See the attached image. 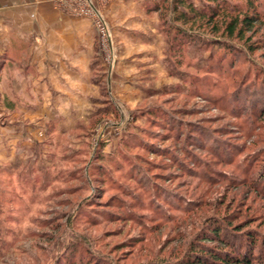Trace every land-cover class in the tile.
<instances>
[{
  "label": "rangeland",
  "instance_id": "1",
  "mask_svg": "<svg viewBox=\"0 0 264 264\" xmlns=\"http://www.w3.org/2000/svg\"><path fill=\"white\" fill-rule=\"evenodd\" d=\"M161 1L63 0L66 5L59 6L54 0L65 17L86 20L90 36L77 42L90 46V54L81 49L73 54L82 57L81 67L54 70L43 86L45 98L32 93V85L27 98L23 82H8L14 70L2 69L0 264H175L207 218L233 214L232 224L245 219L251 227L264 218V196L248 180L198 181L160 153L169 151L192 167L185 147L213 170L245 177L212 158L213 151L191 145L184 131L191 125L212 132L239 147V158L264 148V116L248 107L250 93L241 88L230 101L242 82H264V48L251 53L223 39L228 48L187 45L192 67H177L199 75L185 80L167 56L166 30L175 23L170 13L162 21L152 11ZM187 1L197 9L208 6L205 0ZM80 7L84 15H68ZM223 62L233 63L230 70L220 67ZM214 66L220 74L210 72ZM174 128L181 130L177 139ZM143 175L201 207L191 214L172 211L175 203L150 197L139 182ZM152 200L171 222L159 219Z\"/></svg>",
  "mask_w": 264,
  "mask_h": 264
},
{
  "label": "trees",
  "instance_id": "2",
  "mask_svg": "<svg viewBox=\"0 0 264 264\" xmlns=\"http://www.w3.org/2000/svg\"><path fill=\"white\" fill-rule=\"evenodd\" d=\"M205 1L208 6L201 9H197L187 0H171L170 4H166L168 0H162L159 4H153L152 6V11L159 13L162 21L165 20L168 12L170 13L172 22L175 23V26L168 25L166 30L169 42L167 56L171 60L173 69L182 72L185 80L193 77L191 75L192 72H187L192 67V61L187 60L185 54L187 45L192 44L199 47L201 45L206 46L210 43L216 44L219 47L228 48L229 46L227 44L219 41L223 39L235 41L251 53L258 50L259 46L264 48V0H240L242 4L238 5L231 4L232 1L230 2V0ZM163 11H165L164 14ZM165 23L163 22L161 26L164 27ZM202 35L206 38H203ZM185 60L187 63H185ZM186 64L188 66L187 70L177 67L178 65H184L186 67ZM232 65L233 63L223 62L220 67L230 70ZM211 69L210 72L212 74L221 73L219 72L220 68L218 66L211 67ZM223 72L225 71L223 70ZM192 74L195 77L199 75V73L197 74L195 72ZM205 76L209 77L207 75ZM263 83L253 85L242 82L238 85L237 90L232 93L233 96L230 98V101L233 103L236 99L234 98L237 96L236 94L239 90L242 91L241 88H244L246 92L248 91L250 93L248 95L250 99L248 107L252 108V112L256 113L259 119L262 118L264 116ZM244 89L243 91H245ZM257 101L260 102L259 106ZM189 126L186 127V132L184 131V133L191 145L213 151L215 157L209 154L212 158L218 160L225 167H233L234 171L241 170V173L245 177H239L237 174H228L222 170H213L209 166V164L211 165L209 161L203 158L199 159L185 147L183 148L186 153L185 156L189 159L192 167L184 164L179 157L167 153L169 151L160 150V153H163L175 168H180L182 174L211 184H216L221 181L241 184L248 180L255 192L264 196V148H259L256 152L239 158V154L242 153L239 147H234L226 140L218 137L214 132L213 134L215 136L212 135V132L208 134L200 127L195 126L192 130V126ZM172 131L175 132L173 136L177 139L179 136L178 133L181 130L174 128ZM206 136L212 142V147L210 148L204 143V137ZM146 145L147 142H144L143 149H147ZM174 175L178 174L171 173L168 176L174 177ZM168 176L164 179L167 180L169 178ZM139 182H142V187L146 186L147 190L150 189L149 194L151 198H161L162 201L169 204L172 202L175 203L176 206L175 204L170 205L179 208V211L175 208L172 211L191 214L201 207V202L189 198L186 202L181 199L180 194H172L167 190H163L161 186L151 182L149 177L143 175ZM178 201H182L183 205ZM160 204L158 201L152 200L150 207L154 209L153 212L155 214L161 215L159 217L161 221L166 223L171 222L172 218L170 214L167 215L161 208L162 204ZM120 208L121 210L124 209V207ZM123 211H128V209ZM116 217L119 218V216ZM133 218L135 216L131 220ZM234 219L236 218H234L233 214L226 215V217L222 218H207L204 227L188 243L182 255L183 258L178 260L179 262L176 261L175 264H264V230L259 229L260 225H264V218L261 220L259 218V222L255 227L249 226L250 220L245 219L236 222V224H232ZM66 259L69 258L66 256ZM83 262V264H95L89 260L88 262L86 261L87 263L85 261ZM67 263L71 264L68 260ZM148 264L168 263L160 261L158 263L151 262Z\"/></svg>",
  "mask_w": 264,
  "mask_h": 264
},
{
  "label": "crops",
  "instance_id": "3",
  "mask_svg": "<svg viewBox=\"0 0 264 264\" xmlns=\"http://www.w3.org/2000/svg\"><path fill=\"white\" fill-rule=\"evenodd\" d=\"M54 4V0H0V73L4 68L14 70L8 82H23L27 98L31 97L27 85L34 86L32 93L36 91L38 98H45L43 86L54 70L62 71L65 64L80 66L82 57L73 54L81 49L90 54V46L77 42V37L90 36L86 20H71Z\"/></svg>",
  "mask_w": 264,
  "mask_h": 264
},
{
  "label": "built area",
  "instance_id": "4",
  "mask_svg": "<svg viewBox=\"0 0 264 264\" xmlns=\"http://www.w3.org/2000/svg\"><path fill=\"white\" fill-rule=\"evenodd\" d=\"M61 1H63V0H55V2H57V4L59 5V6H65L66 4H63L62 5V2ZM79 11V12H78ZM80 11H84L83 10V8L82 7H80L78 10H71L69 13H68V15H73V14H80V15H84V13H80Z\"/></svg>",
  "mask_w": 264,
  "mask_h": 264
}]
</instances>
